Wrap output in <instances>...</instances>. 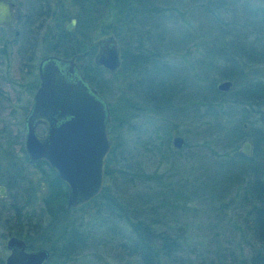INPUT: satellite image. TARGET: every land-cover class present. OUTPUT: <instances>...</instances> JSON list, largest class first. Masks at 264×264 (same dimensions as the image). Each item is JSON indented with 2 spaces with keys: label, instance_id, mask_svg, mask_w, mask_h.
Here are the masks:
<instances>
[{
  "label": "trees",
  "instance_id": "trees-1",
  "mask_svg": "<svg viewBox=\"0 0 264 264\" xmlns=\"http://www.w3.org/2000/svg\"><path fill=\"white\" fill-rule=\"evenodd\" d=\"M70 1L76 7L74 32L80 36L77 38L89 36V42L84 43L79 40L74 51L68 55L62 53L57 56L68 57L72 54L84 53L83 56L77 57V60H83L79 64L81 73L103 98L99 71L106 70L93 64L94 44H91L89 39H91L90 33L97 27L105 28L116 39L120 56V66L109 75L112 77L117 73H123L129 77L131 83L133 82L128 86V90L132 92L131 95L123 97V93L121 99L107 103L111 126V148L106 155L103 167V176L106 180L113 179L114 183L131 190L132 195L125 196L122 193L120 195L104 184L101 192L88 203L67 209L64 184L54 177L48 166L38 161L35 166L41 164L42 171L53 176V181L59 185L56 192L38 199L43 217L47 220L46 231L48 235H55L70 225L68 237L71 240V246L73 242L75 245L72 247L78 250L79 246L82 247L87 242L92 243L95 239H104L109 235L108 232L117 231L116 228L120 227V223L124 229L126 228V233L122 236V246L127 255L132 257V263L160 264L162 260H169L172 256L181 253L183 247H186L183 246L185 242L182 231L179 229L189 209L188 202L190 201L186 190L189 187L202 190V186H196L194 181L189 183L185 173L179 174L180 167L177 165L172 166L167 175L145 171L140 160H136L127 149L128 143L123 144V140L120 139L121 131L125 126L133 128L129 126L131 119H136L146 113L157 115L162 122H166L168 118H173L171 115L173 108L176 115L182 109H187L189 111L187 119H192V116L202 106H206L208 115L216 116L215 107L217 103L220 104L218 100L224 94L229 95L226 100H221V104L228 107L223 108L224 113L233 112L235 115V120L228 123L225 133L221 134H225L227 140L233 139L235 143L239 139L241 121L245 119L249 111L257 114L264 124V118L258 109L263 99L261 89L264 83L256 78L251 80L242 78L239 69H236V73L235 71L233 73L224 72L225 69L218 70L210 63V59L215 57L213 53H216L217 47L222 49L231 47L233 50L241 46L248 48L252 43L244 42L247 27L253 28L255 34L264 38V0H254L255 4L246 0ZM37 2L39 10L45 16L46 10H49L47 1ZM226 13L229 14L227 17ZM60 18H62L61 15ZM107 19L109 20L106 22ZM202 19L206 26L207 33L205 34L214 35L212 39L207 38L205 34L203 37ZM30 24H33V20H30ZM192 46L193 49L205 48L207 55L204 56L201 53L194 60L190 53ZM249 48L250 51L253 50L256 53L264 51V45L254 46L252 44ZM218 57L227 60V68H235L236 62L231 60L228 54L223 53ZM177 58H180V61L177 62ZM188 58H192L191 69L189 68L190 63H185ZM172 59L176 60L171 62ZM30 67L32 68L33 65L31 64ZM175 68L174 72H165ZM168 74H171L170 78H167ZM171 79L173 81L167 83ZM221 79H230L233 83L227 92L218 91L215 87V82ZM186 80L193 82L188 85L185 83ZM32 81L34 84L31 88H35L36 75ZM236 85L237 89L233 94ZM231 105L236 106L239 113L233 110ZM169 110L171 114L170 112L168 114ZM171 126L176 127L177 125L172 124ZM217 126L220 127V125ZM252 135L254 147L252 155L246 158L237 151H233L232 155H227L225 152L217 155L218 159L213 161V164L214 169L218 171L207 180L214 189L217 183L225 179L221 169L224 165L229 170L236 168L237 176L246 178L242 198L247 203L246 214L251 216L250 224L247 223V225L256 243L249 247L243 257H240V264H264V166L253 163L255 153L262 141L264 142V137L259 129L254 130ZM160 140L167 144L169 139L165 135L160 137ZM186 145L184 141L180 150L171 148L170 152L181 156L182 149ZM181 159L179 165L182 168L189 160L198 163L202 161L200 156L193 153L186 154ZM6 160L11 162L14 159L8 157ZM189 191L196 190L189 189ZM202 194H206L210 201L216 200L217 194L210 188L202 191ZM99 199L101 201L96 208L97 215L94 217L92 215L87 220L80 217L74 228V220L69 219V213L81 210ZM216 210H220V207L218 206ZM19 212V209L15 210L17 216ZM37 223L41 227L40 223ZM32 231L36 233L37 227ZM93 232L97 236H93ZM100 232H103V235H100ZM12 234L22 236L19 229L12 228ZM77 250L71 254L72 258L79 253ZM48 259L44 264H47ZM0 264H3L1 259Z\"/></svg>",
  "mask_w": 264,
  "mask_h": 264
},
{
  "label": "rangeland",
  "instance_id": "rangeland-1",
  "mask_svg": "<svg viewBox=\"0 0 264 264\" xmlns=\"http://www.w3.org/2000/svg\"><path fill=\"white\" fill-rule=\"evenodd\" d=\"M12 1L18 6L20 12V18L15 25L19 31V36L15 41L5 44L3 41L4 31L0 28V184H8L6 196L0 198V258L3 259L7 254L4 245L6 238L9 236L7 233L8 226L13 225V222L19 218L15 214V210L16 208H21V212L25 214L21 218L23 226L15 229H19L22 235L21 238H27L25 242L30 250L45 248L49 251L47 264H133L132 257L127 255L126 250L122 246V236L126 233V228L124 229L120 223V227L116 228L117 231L108 232L109 235L105 236L104 239H95L92 243L87 242L82 247L79 246L78 250L72 247L75 245L73 242L71 246V240L68 237L71 229L70 225H67L62 232H57L55 235H48L46 231L45 224L47 220L43 217L41 204L38 199L56 192L59 185L53 181V176L42 171L43 166L41 164L24 167L25 161L23 157L26 160L27 158L23 149V114L21 110L29 104V100L35 90V88H31V85L34 84L32 80L34 75L37 74L36 66L38 60L45 55H61L62 53L68 55L77 47L79 40L88 43L89 36L77 38L79 35L74 32L76 27V17L74 16L76 7L70 0H45L49 7L45 16L38 8L37 1L39 0ZM246 1L255 4L254 0ZM43 11L45 12V7ZM60 15L62 18H60ZM228 15L226 13L225 16L227 17ZM70 19H74V23L72 29L68 31L66 26ZM30 20H33V24H30ZM205 28L206 26L202 19L203 37L206 35L207 38L210 37L209 39H212L214 35L208 36V34H205L207 33ZM253 30V28H245L244 42L247 44L252 43L254 46L264 45V38L255 34ZM108 35L113 36L107 29L97 27L90 33L91 39L89 40L93 44L97 39ZM74 37H76L75 40ZM249 46L248 48L237 47L234 50L231 47H224L223 49L217 47L216 50L218 52L215 51L216 53H213L215 57L210 59V63L218 70L225 69L224 72L231 71L233 73L235 71L236 73L239 69L242 78L246 80L256 78L264 83V51L260 53L253 52V50L250 51ZM94 51H96L95 46ZM190 53L193 55L194 60L201 53L204 56L207 55L203 47L201 50L197 49V47L193 49L192 46ZM223 53L228 54L229 58L236 62L235 68H227V60L222 59L223 57H218ZM191 59L185 60V63H190L189 68L192 64ZM174 60L176 59L170 61L173 62ZM76 61L80 64L83 60ZM178 61H180V58H177ZM31 64L33 65L32 68L30 67ZM175 70L176 68L165 72L170 73ZM99 73L103 88V99L106 103H113L114 100L121 99L123 93V97H128L132 94L128 90V86L133 82L131 83L126 74L117 73L111 77L107 70L99 71ZM170 77L171 74H168L167 78ZM221 80H217L215 85ZM172 81L173 79L168 80L167 83ZM192 82V80H186L185 83L189 85ZM236 89L237 85L233 90V94H235ZM261 95L263 99L258 107L260 113L264 103V87L261 89ZM227 98H229L228 94H224L219 98L220 104L217 103L218 105L215 107L216 116L208 115L206 106H202L201 109L196 111V113L198 112L197 116H195V113L192 119H187L189 117L187 109H182L183 111L181 110V113L177 112L179 114L176 115L173 108L172 114L170 110L168 111V114L170 112L173 118H168L166 122H162V119L157 117V115L146 113L136 119H131L129 126L133 128L125 126L121 131L120 139L123 140L124 145L128 143L127 149L136 160H140L145 171H154L157 174L167 175L171 167L177 165L180 167L179 174L185 173L184 175L189 183L194 181L196 186H202V190L192 187L186 190L190 201L188 202L189 209L179 229L182 231L181 234L185 242L183 246L187 248L183 247L181 253L179 252L177 255L172 256L169 260H162L160 264H240V257H243L249 247L256 243L247 225V223L250 224L251 218V216L246 214L247 203L242 198L246 178L237 176L236 168L229 170L224 165V168L222 167L221 169L224 172L225 179L217 183L214 189L211 187L210 182H207L209 177L218 171L214 169L213 164V161L218 159L217 155H222L224 152L227 155H232L233 151L239 149V143L242 139L252 141L253 131L257 129L262 131L264 129V124L259 116L249 111L245 119L241 121V135L235 143H233V139L227 140L225 134L221 135L225 133L227 124L235 120V115L232 111L231 114L224 113L223 108L228 107L223 106L221 100H226ZM231 106L233 110L239 113L236 106ZM172 124L177 125L176 127L179 128L184 141L187 143L186 147L182 149L181 156L178 154L173 155L170 152L172 150V130L175 128L171 126ZM217 125H220V127ZM165 135L169 139L167 144L160 140V137ZM190 153L200 156L202 161L198 163L194 160H189L187 165L184 164L185 166L182 168L179 165L182 160L181 157ZM8 157H13L17 162H20L22 167H24L23 170H20L21 173L15 176L9 174L6 160ZM253 163L261 164V167L264 166L263 141L257 153H255ZM104 184H107L110 190L120 193V195L121 193L125 196L132 195L131 190L114 183L113 179H105L103 181ZM208 188L216 192L215 201H210L206 194H202V191ZM189 189L196 191H189ZM100 201L99 199L81 210L69 213V219L74 220V228L80 217L87 220L92 215L93 217L97 215L96 208ZM214 206H219L220 210H216L217 207L213 208ZM37 222L40 223L41 227H39ZM15 225L17 224L15 223ZM32 225H34L33 228ZM36 227L37 232L34 233L32 230H35ZM99 234L103 235V232ZM93 236H97V234L93 232ZM76 250L79 253L72 258L71 254L76 252Z\"/></svg>",
  "mask_w": 264,
  "mask_h": 264
},
{
  "label": "water",
  "instance_id": "water-1",
  "mask_svg": "<svg viewBox=\"0 0 264 264\" xmlns=\"http://www.w3.org/2000/svg\"><path fill=\"white\" fill-rule=\"evenodd\" d=\"M20 18L18 6L12 0H0V27L4 30V43L14 41L19 32L15 27ZM71 19L66 30L72 29ZM97 51L93 64L114 73L120 66L119 47L111 36L94 42ZM76 55L62 58L47 55L37 64L39 85L25 118L24 150L32 162L44 161L66 186L65 207L76 208L97 196L103 186V167L111 148L109 109L101 95L84 79L74 62ZM233 83L229 79L215 85L227 92ZM264 118V103L261 110ZM42 124L43 135L35 133ZM264 137V129L261 131ZM184 145L179 128L172 130L171 148L180 150ZM237 150L250 157L253 143L242 139ZM9 250L4 264H43L49 257L45 248L25 252L24 243L16 237L6 242Z\"/></svg>",
  "mask_w": 264,
  "mask_h": 264
},
{
  "label": "flooded vegetation",
  "instance_id": "flooded-vegetation-1",
  "mask_svg": "<svg viewBox=\"0 0 264 264\" xmlns=\"http://www.w3.org/2000/svg\"><path fill=\"white\" fill-rule=\"evenodd\" d=\"M71 20V19H70ZM18 22V21H17ZM16 22V23H17ZM70 22V21H69ZM16 25V24H15ZM16 27V26H15ZM0 28H2V27H0ZM3 29V28H2ZM4 31V30H3ZM19 32V31H18ZM18 36H19V34H18ZM18 36H17V38H18ZM16 38V39H17ZM15 39V40H16ZM14 40V41H15ZM13 42V41H12ZM94 44V43H93ZM94 46L96 47V51H97V45H95L94 44ZM96 51H94V53L96 52ZM94 53H93V55H94ZM51 55H54V54H51ZM73 55H76V57L74 58V62L76 63V65L78 66V68L80 69V66H79V64L77 63V57H80V56H83L84 55V53H79V54H72V55H70V56H68V57H62V58H70L71 56H73ZM93 55H92V58H93ZM45 56H47V55H45ZM45 56H43V57H45ZM57 56V55H56ZM43 57H41L39 60H38V62L43 58ZM59 57H61V56H59ZM38 62H37V64H38ZM92 62H93V59H92ZM81 71V70H80ZM36 73H37V66H36ZM36 76H37V85H36V87H35V90H34V92L36 91V89L38 88V85H39V79H38V75L36 74ZM85 79V78H84ZM34 92H33V94H32V96H31V98H30V100H29V104H27L26 106H24L23 108H22V110H21V113L23 114V117H22V126H23V142H24V135H25V118H26V116L28 115V113H29V111H30V108H31V104H32V97H33V95H34ZM35 133L36 134H38V135H43L44 133H45V128H44V126L42 125V124H37L36 126H35ZM23 149H24V144H23ZM24 153H25V150H24ZM25 155H26V153H25ZM26 158H27V161L25 160V158L23 157V160L26 162H24V167H27L28 165H33V166H35V164L38 162H32V161H30L29 159H28V157H27V155H26ZM41 162H43L46 166H48L44 161H42V160H40ZM7 163H8V168H9V170H8V172H9V174H12V175H17V174H19V173H21L20 172V170H23V168L24 167H22V165L20 164V162H17V160L16 159H14L13 161H11V162H8L7 161ZM27 164V165H26ZM49 168V167H48ZM50 169V168H49ZM51 170V169H50ZM51 172L53 173V175L55 176V173L51 170ZM56 178V177H55ZM65 186V185H64ZM9 188H10V186H9ZM6 190L8 191V184L7 185H1L0 184V198L1 197H5L6 196ZM10 190V189H9ZM65 190H66V186H65ZM65 200H66V196H65ZM16 209H20L19 211V218H18V220H15L14 222L18 225H15V223L13 222V225H10V227L8 226V230H7V233H8V237L6 238V241H5V245H4V248L6 249V251H7V254L5 255V257L3 258V259H1L2 260V263L4 264V262H5V258L8 256V254H9V250L6 248V242H7V240L10 238V237H16V238H18V239H20V240H22V242L24 243V251L25 252H29V251H33V250H30L28 247H27V245H26V242H25V240L27 239L26 237L24 238V237H22L21 238V236H16V235H14V234H12V231H10V229H12V228H17V227H22L23 226V220H21V218H22V216L24 217V215L25 214H23L22 212H21V208H16Z\"/></svg>",
  "mask_w": 264,
  "mask_h": 264
}]
</instances>
